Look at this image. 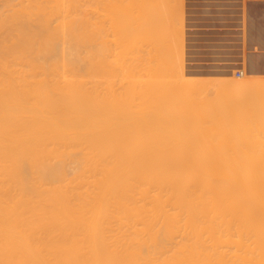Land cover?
Here are the masks:
<instances>
[{
    "label": "bare ground",
    "instance_id": "6f19581e",
    "mask_svg": "<svg viewBox=\"0 0 264 264\" xmlns=\"http://www.w3.org/2000/svg\"><path fill=\"white\" fill-rule=\"evenodd\" d=\"M152 2L143 3L146 17L140 0H0V264H264L263 138L250 128L253 143L240 135L246 126L238 133L227 121L226 133L210 122L209 130L212 108L197 95L215 86L228 97L212 101L236 107L264 80L191 75L179 45L184 18L169 21L167 3L156 2L166 13ZM148 35L169 57H153L158 71L153 58V70L138 59L153 50L138 48ZM135 58L156 71L149 119ZM250 98L240 101L243 117L254 111L253 122L264 121ZM172 125L184 132L178 139ZM243 138L261 144L247 153Z\"/></svg>",
    "mask_w": 264,
    "mask_h": 264
},
{
    "label": "rangeland",
    "instance_id": "374dc122",
    "mask_svg": "<svg viewBox=\"0 0 264 264\" xmlns=\"http://www.w3.org/2000/svg\"><path fill=\"white\" fill-rule=\"evenodd\" d=\"M141 1H142V5H141ZM144 1H145V0H144ZM144 1H143V0H140V6H141V7H140V10H141L142 8H143V9H146V7H147V6H146V7H143V3H144ZM148 1H149V0H148ZM150 1H153L152 3L155 2L154 4H156V5H155V6H156V9L159 8V9H161L162 11H166V13H167V10H163V9H162L163 6H164L163 4H161V3L159 4L160 6H162V8H160V6L157 4V3H159V2H162V3L166 2L167 4H166V3H164V4H166L165 6H167L168 8H171V9H172V7L174 6V8L172 9V11H171V9H170V12H168V13H169V17H170L171 15L174 16V14H175V12H176L177 15H179V17H180V19H181V20L179 19L180 21H182V19L184 18L183 21H182V26H183L184 28L181 29V27H180V29L182 30V34H183V35H181V33L179 34V35L182 36V42L185 41L183 44H182V42H180V44H179V45H182V46H183V47H182V46H180V47L182 48L183 60H184V67L187 68V69L189 68L188 70L191 71V73H192V71L194 70L193 73H192L191 75H197V74H198V75H202V76H204V74H203L204 72L202 71V68H201V67H197V69H196V66H197V63H198V62H197V60H195V59L192 58L193 56H192L191 51H190V49H189V47H190V45H191V43H192V40H193V38H194V33H193V32L196 30V29H194L195 27H193V24H194V23H193V24H191V23L194 22L195 19L201 17L200 14L202 15L205 11H206V12L208 11V9H209V8H208V3L210 4L211 2H210V1H205V0H182V1H183V4H184V5L182 4V7H184V8H183V12H182V8L180 7V6H181L180 4H181V2H182L181 0H180V1H179V0H177V1L174 0V3H173V2H172V3L170 2V1H173V0H163L164 2H163V1H160V0H156V1H155V0H150ZM157 1H158V2H157ZM175 1L178 2L179 6H177V7H179V8H176V6H175V3H176V2H175ZM189 1H190V2H189ZM156 2H157V3H156ZM204 2H205V4H206V3H207V4L205 5ZM148 3H149V2H148ZM150 3H151V2H150ZM202 3H203V4H202ZM212 3H216V2H212ZM223 3H229V2H223ZM168 4H169L170 6H168ZM171 4H172V5H171ZM176 4H177V3H176ZM178 4H177V5H178ZM187 4H188V5H187ZM147 5H148V4H147ZM157 5H158L159 7H157ZM152 6H153V4H152ZM165 6H164V9H166ZM193 6H194V7H193ZM198 6H199V7H198ZM196 7H197V8H196ZM201 7H202V8H201ZM148 8H149V7H148ZM152 8H153V7H152ZM152 8H151V7L149 8V9L151 10V13L155 14V12H156L155 15H157V11H156L155 9H152ZM180 8H181V9H180ZM192 8H195V9H192ZM198 8H200V10H199ZM176 9H177V10H176ZM140 10H139V12H140V15H141V14H142V13H141L142 10H141V11H140ZM153 10H154V12H152ZM161 10H160V11H161ZM168 10H169V9H168ZM175 10H176V11H175ZM180 10H181V11H180ZM184 10H185V11H184ZM186 10H187V11H186ZM189 10H190V11H189ZM192 10H193V11H192ZM146 11H148V10H147V9H146V10H143V12H144L143 14L145 15V13H146V14H147L146 17H147V16H148V12H146ZM162 11H161V13H160V14L162 15V19H165V20H164L165 25H166V24L169 25V23H168V18H169V17H167L168 14L166 15V13H164V12H162ZM191 11H192V12H191ZM171 12H172V14H171ZM180 12H181V13H180ZM188 12H189V13H188ZM179 13H180V14H179ZM185 13H186V14H185ZM194 13H195V14H194ZM160 14H158V15H160ZM164 14L166 15L165 17H164ZM193 14H194V15H193ZM197 14H198L199 16H197ZM132 15H133V13H132ZM182 15H183V17H182ZM186 15H187V16H186ZM140 17H142V16H140ZM152 17H153V16H152ZM157 17H160V16H157ZM186 17H187V18H186ZM142 18H143V17H142ZM155 18H156V17H155ZM166 18H167V19H166ZM148 19H149V18H148ZM142 20H143V19H142ZM170 20H172V17H170L169 21H170ZM153 21H154V20H153ZM156 21H159V22H160L159 25H161V23L163 24V22H161L160 20H157V19H156ZM177 21H178V20H177ZM141 22H142V21H141ZM146 22H147V20H146ZM159 22H157V23H159ZM178 22H179V21H178ZM186 22H187V24H186ZM150 24H152V23H150ZM150 24H149V25H150ZM177 24H178V23H177ZM143 25L146 26L147 23H146V25H145V23H144ZM156 25H157V24H156ZM165 25H164V26H165ZM151 26H152V25H151ZM151 26H150V28H151ZM161 26H162V25H161ZM161 26H160V29H161ZM164 26H163V27H164ZM155 27H159V26H155ZM166 27H167V25H166ZM141 28H142V27H141ZM147 28H148V26L146 27V29H147ZM152 28H153V27H152ZM167 28H168V27H167ZM167 28H166V29H167ZM154 29H155V28H154ZM157 29H158V28H156V30H157ZM160 29H159L158 31H160ZM193 29H194V30H193ZM141 30H142V29H141ZM143 30L146 31L145 29H143ZM148 30H150V29L148 28ZM148 30H147V31H148ZM161 30H163L164 33H162V31H160L159 34H161V33H162V34H166L165 32H167V31H165L164 29H161ZM167 30H169V29H167ZM181 30H180V31H181ZM147 31H146V32H147ZM152 31H153V29H152ZM153 32H154L153 34L155 35V31H153ZM143 33H144V32H143ZM150 33H152V32L150 31ZM186 33L189 34V35L187 36ZM145 34H146V33H145ZM148 34H149V32H148ZM153 34H152V35H153ZM168 34H169V33H168ZM168 34H167V35H168ZM191 34H192L193 37L191 36ZM142 35H143V34H142ZM156 35H157V34H156ZM156 35H155V36H156ZM167 35H166V39H165V40H167V41L170 42V38H167ZM145 36H147V35H145ZM145 36L143 37V39H139V40H141L142 42L139 41V42H141V46H140V44H139V45H138V48H142L143 51H144V46L147 47L148 50H151V49L153 48L154 52H153V50H151V51L154 53V55H153V53H150L151 51H148V50H147V51L149 52L148 54H150V55L147 56L148 54H146L147 57L145 56V58H144V57L141 56L142 59H141V58H138V59H139V60H142V61L147 59L146 62H145L146 64L150 61V62H149V66L146 65V67H149V69H152V70H153L154 67H151V66H153L152 63H151L152 58H153V57H154V58H156V57L160 58L159 55H161V59L163 58L162 61H163V60L166 61V60H168V59H167L168 55H167V57H166L165 55L163 56V54H162V53H163V50H162V49H161V50H162L161 52H160L157 48L154 49V47H156V45H157V43H156L157 40H155V39H151L150 35H148L147 38H146ZM158 36H159V35H158ZM161 37H165V35H160V38H161ZM168 37H169V36H168ZM189 37H190V38H189ZM144 38H145V39H144ZM149 38H150L151 40H149ZM154 38H155V37H154ZM157 38H158V37H157ZM160 38H159V39H160ZM147 39H148V40H147ZM168 39H169V40H168ZM143 40H144V41H143ZM154 40H155V41H154ZM190 40H191V41H190ZM147 41H148V42H147ZM161 41L164 43V41L160 39V42H161ZM143 42H144L145 45L143 44ZM150 42H151L152 44H153V42H154V44L152 45ZM146 43H147V44H146ZM148 43H149V45L151 44V47H152V46H154V47L150 48V46L148 45ZM155 43H156V44H155ZM170 43H171V42H170ZM178 43H179V42H178ZM187 43H188V44H187ZM142 44H143V45H142ZM165 44L167 45V47L169 46V45H168V42H167V43L165 42ZM158 45H159V44H158ZM170 45H171V44H170ZM134 47H137V46H134ZM134 47L131 46V48H132L133 50L136 49V48H134ZM157 47H159V46H157ZM168 48H169V47H168ZM164 49H165V48H164ZM138 50H139V49H138ZM142 50L140 49L139 51H142ZM130 51H131V50H130ZM143 51H142V53H143V56H144V55H145V54H144L145 51H144V52H143ZM147 51H146V52H147ZM155 51H157V53H155ZM158 51H159V53H158ZM164 51H168V50H164ZM186 51H188V52H186ZM189 51H190V52H189ZM132 52L135 53L134 51H132ZM146 52H145V53H146ZM142 53L139 52V54L136 53V54H133V55L136 57V56H140V55H142ZM160 53H161V54H160ZM165 53H166V52H165ZM137 54H138V55H137ZM167 54H168V52H167ZM186 54H187V55H186ZM188 54H189V56H188ZM127 55L130 56V54H127ZM131 55H132V53H131ZM133 55H132V56H133ZM190 55H191L192 57H191ZM150 56H151V59H149ZM155 56H156V57H155ZM187 57H188V58H187ZM136 58H137V57H136ZM136 58H135V59H136ZM154 58H153V59H154ZM158 58H156V59H158ZM164 58H166V59H164ZM168 58H169V57H168ZM190 58H191V59H190ZM129 59H130V58H129ZM132 59H133V58L131 57L130 60H132ZM138 59H136L137 66H138L137 70H138V72H139L140 69H142V70L140 71V72H142V73H139V74H140V75L142 74V75H141L142 79L144 78V79L142 80V81H143V82H142V85H143V86H141V87H142V91H143V92H142V96H141V100L143 101V103H142V101H141V105H144V106H142V108L144 107L143 110H142V111H144V112H143V113L141 112V113H142V115L145 114V116L147 117V116L150 115V113H149V110H150V109H149V106H150L151 91H152V86H153V83H152V82H153V80H154V79H152V78H154V76H152V75H154V74L156 73V71H158V70H157V68H158V65H157V64H158L159 61H157V60L154 59V60H155L154 64L156 65V69H154V70H156V71H155V72H154V71L152 72L151 70H148L146 67H144V68H146V69L142 68V67H141V65H142L141 62H142V61H139V62H138ZM127 60H128V59H127ZM130 60H129V61H130ZM148 60H149V61H148ZM154 60H153V61H154ZM129 61H128V62H129ZM153 61H152V62H153ZM156 62H157V63H156ZM187 62H188L189 64H188ZM132 63H133V62H132ZM132 63H130V64H132ZM139 63H141V64H139ZM145 63L143 62V65H144ZM159 63H160V62H159ZM167 63H168V62H167ZM167 63H166V64H167ZM193 63H195V64H194V66L192 67ZM161 64H163V62H161L160 65H161ZM190 64H191V65H190ZM168 65H169V63H168L167 65H165V66H168ZM189 65H190V66H189ZM198 65H199V63H198ZM139 66H140V67H139ZM165 66H164V67H165ZM186 66H187V67H186ZM161 67H162V66H161ZM161 67H160V68H161ZM164 67H163V69H164ZM160 68H159V69H160ZM167 68H168V67H167ZM168 69H169V68H168ZM161 70H162V68H161ZM159 71H160V70H159ZM162 71H163V70H162ZM167 71H168V70H167ZM168 72H169V71H168ZM197 72H198V73H197ZM200 72H201V73H200ZM227 72H228V73H227ZM235 72H236V67H235V68H231L230 70L225 71V74L219 76V78L222 77V79H223V78H224V79H232V78H234V79H238L237 76L235 75ZM148 73H149V74H148ZM158 73H159V72H158ZM160 73H161V71H160ZM195 73H196V74H195ZM199 73H200V74H199ZM150 74H151V77H147V76H149ZM164 74H165V73H164ZM167 74H168V73H167ZM246 74H247V70H246ZM143 75H144V76H143ZM169 75H171V74H169ZM233 75H234V76H233ZM158 76H159V75H158ZM167 76H168V75H167ZM159 77H162V76L160 75ZM164 77H165V79L167 78L166 75H165ZM164 77H162V78H164ZM170 77H172V75H171ZM170 77L168 76V78H170ZM173 77L176 78V76H173ZM173 77H172V78H173ZM252 77H253V76H252ZM162 78H160V79H162ZM165 79H164V80H165ZM148 80H149V81H148ZM162 80H163V79H162ZM166 80H167V79H166ZM144 81H145V82H144ZM150 84H151V85H150ZM125 85H126V84H125ZM128 85H129V83H128ZM147 85H148V86H147ZM149 85H150V86H149ZM262 87H263V86H261V87L258 86V87H256L255 89H253V91H255V92H256V91H257V92H260V91H261V92H263L264 89L261 90ZM150 88H151V89H150ZM203 88H204V87H203ZM203 88H201V89L203 90V92H200V91H202V90H199V94H197V95H198V97H200V95H201V98H202V100H203L202 103H204L205 106H206V104H207V106H209V107H211V108L213 109V110L211 109L210 112H211V115H212V114L214 115V118H212L213 115L210 117V115H209V114H210L209 111H208V115H207V114H206V113H207L206 110L203 109L204 112H205L204 115L206 114V115H207V116L205 115L206 117L209 116V117H210V118H209L210 120H211V118L213 119V120H211V121H210V120L207 121V120L204 119V121L206 122L205 125H204V123L202 122V124H203L204 126L207 127L206 124H208V125L210 126V124H209V122H210L211 125H212V127L214 126V128H220V129H214V130H217V131H221L224 127H229V126H231V125H232L233 127H234V125H235V127L237 126L236 128H237V130H238V128H240V127L242 126V127H241L242 129L240 128L241 131L239 130L238 133H239V132L241 133L242 130L245 128L244 126H246V128L249 129V130L246 131V128H245V129L243 130L242 134H240V135H242V137L244 136L243 134H246V132H248L247 134L249 135V134L252 133V132H250V131H252L251 129H255V130H253V131H255V134H257V135H255L256 138H257V136L259 135L260 137H262V138L264 139V129H263V128H264V127H263L264 124H262V126L259 125L261 122L264 123V121H263V120H262V121L260 120V121H261V122H260L259 120H257V122L259 121V123H256V121L253 122L252 116H255V115H253V113H255L254 111H252L253 113H251L252 116H251L250 112L248 111L249 114H250V116L248 115V117H247V116L243 117L244 114L242 115V112H245V111H247V110H245V108H244V109H241V108L239 107V106H242V105H240V104H241L240 101H241L242 104H243V103L245 102V99H246V100H247L246 103H247V102L249 103L250 101H249L248 99H249L250 97H252V96H250V97L247 96V98H248V99H247V98H245L246 95H245V97H244V96L241 97L240 95H238V96H240V97H239V98L237 97L236 99L239 100V103L237 104L238 106H236V107H235V105H236L235 103H232L231 105H229V104H227V103L224 102V103H223L224 105H222V102H221V101H216V102L214 101L215 103L212 101V99H213V100L215 99V96H216V95H217L216 97L219 99L218 94H216V93H217V90H216V93H215V86H214V87L212 86V88H214V91H213V89H212L211 87H210V88H204V89H203ZM211 89H212V90H211ZM216 89H217V88H216ZM208 90H209V91H208ZM250 90H251V92H252V89H250ZM250 90H249V93H250V94H253V93L250 92ZM259 90H260V91H259ZM207 91H208V92H207ZM204 92H205V93H204ZM211 92H212V93H211ZM245 92H246V91H245ZM261 92H260V93H256V94L254 93V94H253V97H252V98H253V101H254V103H255V105H254L253 108L257 107L259 111H258L257 109H256V111L260 112V115H259V113H256L257 115H259V116H258V119H259L260 116H263V115H264V98H262L264 95L261 96V94H264V92H263V93H261ZM144 93H145V95H144ZM196 93H198V92L196 91ZM221 93H222V94H221V96H220V97H221L220 99H222V98L224 97L223 99L225 100L226 96L228 97V95H226L227 92H221ZM223 93H224V95H223ZM215 94H216V95H215ZM244 94H248V92H246V93H244ZM244 94H242V95H244ZM250 94H248V95H250ZM203 95H204V96H203ZM255 95L257 96V98L255 97ZM206 96L209 97V98H206ZM222 96H223V97H222ZM258 97H259V98H258ZM201 98H200L199 102L202 101ZM204 98H205V99H204ZM217 98H216V99H217ZM240 98H241V99L243 98V99L240 100ZM252 98H250V99H252ZM255 98H256V100H255ZM207 99H209V100H207ZM216 99H215V100H216ZM218 99H217V100H218ZM220 99H219V100H220ZM257 99H259V100H258L259 103H258ZM262 99H263V100H262ZM206 100H207L208 103H206ZM243 100H244V101H243ZM144 101H145V102H144ZM255 101H257V102H255ZM236 102H237V100H236ZM209 103H210V104H209ZM217 103H218V104H217ZM219 103L222 105V109H223V110H224L225 108H228L227 106H230L229 108L233 109V111H227V112L225 111V112L228 114V118H227L226 120H224V119L222 120V122H223V121H227L228 126H224L225 124H227L226 122H225V124H224V122L222 123L221 121H219V120H221V118H225V117L222 115V113H223L224 111H223L222 113H221V111H220V110H222V109H220V108H221V105H220ZM246 103H245V105H246ZM251 103H252V101H251ZM256 103H257V106H256ZM258 104H259V105H258ZM210 105H212V106H210ZM251 105H253V104H251ZM251 105H248V106L250 107ZM224 106H226V107H224ZM248 106H246V107H248ZM209 107H208V108L206 107L205 109H210ZM215 107H218V108L220 107V108H219V109L216 108V109L214 110ZM239 108H240L241 110H240ZM144 109H145V110H144ZM237 110H238V111L240 110V111L237 112ZM242 110H245V111H242ZM248 110H249V109H248ZM252 110H253V109H252ZM213 111H215V113H214ZM218 111H220V113H219ZM212 112H213V113H212ZM216 112H218L219 115H218V114L216 115ZM225 112H224V113H225ZM224 113H223V114H224ZM237 113H238V114H237ZM147 114H148V115H147ZM246 114H247V113H246ZM246 114H245V115H246ZM261 114H262V115H261ZM220 115H221V116H220ZM241 115H242V118H240ZM257 115H256V116H257ZM145 116H142V117L144 118L143 121L145 120V123H147L148 120L145 119ZM219 116H220L221 118H219ZM226 116H227V115H226ZM236 116H238V117H236ZM206 117H205V118H206ZM215 117H216V119H215ZM217 117H218V118H217ZM249 117L252 119V121H250V122L253 124L252 126H251V123H245V122H249V120H251V119H249ZM147 118L149 119L150 117H147ZM237 118L240 119V120L242 121V124H241V122H239V120H238ZM243 118H244V120H245L246 118H248V121H247V120L244 121ZM206 119H207V118H206ZM229 119H230V121H228ZM235 119H237V120H235ZM254 119H255V118H254ZM260 119H261V118H260ZM263 119H264V118H263ZM214 120H215V121H214ZM149 121H150V120H149ZM212 121H213L214 124L212 123ZM218 121H219V122H218ZM150 122H151V121H150ZM168 122H169V124L171 123L170 120H169ZM220 122H221V123H220ZM145 123H144V124H145ZM166 123H167V122H166ZM239 123H240V124H239ZM147 124H148V123H147ZM167 124H168V123H167ZM169 124H168L167 126H169ZM221 124H222V126H224L223 128H221V127H222V126H220ZM254 124H256V125H254ZM257 124H258V125H257ZM145 125H146V124H145ZM173 125L176 126V124H173ZM173 125H172V128H171V126H170V128L168 127L169 130H167V131H168V132H172V133H173L172 136H174V137H175V134L178 135V138H179V136H180L181 134H183L184 132H183V131H177V130H175L174 127H173ZM167 126H166V129H167ZM250 126H251V127H250ZM243 127H244V128H243ZM254 127H255V128H254ZM262 127H263V128H262ZM175 128H176V127H175ZM207 128H209V130H210V129L212 130L211 127H207ZM250 128H251V129H250ZM258 128H259L260 130H258ZM230 129H233V128L230 127ZM225 130H227V129L225 128ZM225 130H224V131L222 130V132H225V133H226L227 131H225ZM234 130H235V129H234ZM257 130H258L259 133L257 132ZM261 130H262V131H261ZM181 132H182V133H181ZM229 132H230V131H229V129H228V133H229ZM231 133H232V132H231ZM168 134H169V133H168ZM236 134H237V133H236ZM247 134H246V135H247ZM252 134L254 135V132H253ZM252 134H251V140H252V141H253V140L256 141L257 139H259V137H258L257 139H256V138H255V139H252V138H254V136L252 137ZM170 135H171V134H170ZM238 135H239V134H238ZM240 135H239V136H240ZM246 135H245L244 137H245V138L248 137L247 139H249L250 137H249V136L246 137ZM180 137H181V136H180ZM171 138H172V137H171ZM175 138H177V136H176ZM178 138H177V139H178ZM240 138H241V136H240ZM262 138H261V139H262ZM172 139H173V138H172ZM247 139H244V138H243L242 140H244V141H246V142L248 143V140H247ZM263 139H262L261 141H260V139H259V141L262 142V141H264ZM173 141H174V140H173ZM249 141H250V140H249ZM252 141H250V143H248V146H249V144H253V143H254V141H253V143H252ZM256 142L258 143V141H256ZM260 142H259V143H260ZM242 143H243V142H242ZM242 143H241V140H240V145H241ZM263 143H264V142H262V144H263ZM245 144H246V143L244 142V145H245ZM260 144H261V143H260ZM260 144H257L258 146H253V145H255V144H253L252 146L250 145V146L252 147V148H251L252 151L254 150L253 147H256V148H257V147H259ZM242 145H243V144H242ZM242 145H241L240 147H242V148H247V146H246L247 144H246L245 146H242ZM250 146L248 147V149L250 148ZM261 147H264V146H261ZM261 147H260V148H261ZM251 149H249V151H246V152L249 153V152L251 151ZM257 149H258V148H257ZM257 149H256V151H257ZM260 150H261V151H260ZM252 151H251V152H252ZM259 151H260V152H259ZM263 151H264V150H263ZM263 151H262V149H259L257 153L254 152L253 154H257V155H258V154H262L261 152H263ZM244 154H245V153H244ZM263 154H264V152H263ZM246 155H248V154H246ZM249 155H250V154H249Z\"/></svg>",
    "mask_w": 264,
    "mask_h": 264
},
{
    "label": "crops",
    "instance_id": "0c3cea01",
    "mask_svg": "<svg viewBox=\"0 0 264 264\" xmlns=\"http://www.w3.org/2000/svg\"><path fill=\"white\" fill-rule=\"evenodd\" d=\"M205 1L217 2V3L208 4L209 9L207 12L206 11L204 12V14L205 13L206 14L205 15L203 14L201 17L194 20L195 23L193 24V27H195L196 30L193 33H194L195 39L193 38L192 43H191V45L193 47L192 46L189 47L190 51L192 50L191 54L193 55V58L195 60L199 61L198 63H200V64L198 66L200 67V65H201L202 71L204 72L203 74L204 75L207 74L205 76L209 75V76L219 77L221 75H224L225 71L230 70L231 68L245 67L248 75L253 76V77H258L260 79L262 78L264 80V75H263L264 74V0H233V1L230 0L233 3H231L229 0H221L223 2H226V1L230 2L229 6H228V3L224 4L220 0L219 1L218 0H216V1L215 0H212V1L211 0H205ZM243 1H245V2H243ZM260 1L263 4V6L260 3ZM218 2H219V4H218ZM239 2H241V3L239 4ZM225 8H227V9H225ZM242 8H243V10H242ZM234 10H235V12H234ZM208 12H210V13H208ZM215 17H217L219 20ZM242 17H244V18H242ZM212 19L214 21H212ZM243 20H245V22H243ZM202 22L204 24H202ZM205 23H207V24H205ZM211 23H213V24H211ZM243 32H244V34H243ZM247 33L249 36L247 35ZM250 33L252 36L250 35ZM234 35H237V36L239 35V37L240 36L241 37L239 38V37L234 36ZM200 36H201V38H200ZM204 37H205V40H204ZM243 37H245L244 40H243ZM235 38H236V40H235ZM193 41L195 42V44ZM205 41H207L208 43ZM213 41H214V44L212 43L213 44L212 45L211 42H213ZM233 41H234V43H233ZM223 42L225 43V45H223ZM236 42H237V44H236ZM207 44H208V46H207ZM222 48H224L223 51H225V52H222ZM252 49H253V51H252ZM218 51L220 53H217ZM242 51H244V52H242ZM220 54H221V56H220ZM242 54H244V57ZM198 55H200V56H198ZM248 59H249V61H248ZM243 62H245V63L243 64ZM207 63L210 65L208 66ZM251 63H253V64H251ZM202 64H203V66H202ZM224 64H226V65H224ZM227 64H228V66H227ZM218 66H220V68ZM251 69H253V70H251ZM204 70L207 72H205ZM211 74H213V75H211Z\"/></svg>",
    "mask_w": 264,
    "mask_h": 264
},
{
    "label": "built area",
    "instance_id": "2783aa9c",
    "mask_svg": "<svg viewBox=\"0 0 264 264\" xmlns=\"http://www.w3.org/2000/svg\"><path fill=\"white\" fill-rule=\"evenodd\" d=\"M244 74H246V68L245 67L236 68V72H235L236 76H242Z\"/></svg>",
    "mask_w": 264,
    "mask_h": 264
}]
</instances>
